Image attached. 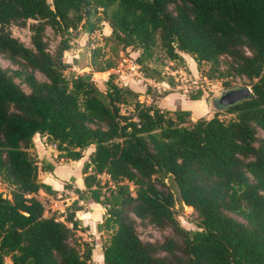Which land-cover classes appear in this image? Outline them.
I'll use <instances>...</instances> for the list:
<instances>
[{
    "label": "trees",
    "instance_id": "trees-1",
    "mask_svg": "<svg viewBox=\"0 0 264 264\" xmlns=\"http://www.w3.org/2000/svg\"><path fill=\"white\" fill-rule=\"evenodd\" d=\"M103 21L110 33L91 49L90 70L115 67L118 52L131 47L143 76L162 81L149 64L154 51L170 60L184 52L208 64V79L245 77L249 97L225 108L211 103V117L190 121L186 109L139 100L113 74L105 90L90 72L66 77L71 33ZM11 25L27 27L29 45ZM48 27L59 36L52 50ZM0 55L17 66H0V180L12 186L9 197L0 192V264H95L76 233L85 228L79 201L103 209L104 264H264V0H0ZM35 134L58 158L78 160L93 146L84 188L60 216L46 214L37 197L55 190L38 179ZM176 199L197 212V228L179 224ZM138 222L169 233L143 240Z\"/></svg>",
    "mask_w": 264,
    "mask_h": 264
},
{
    "label": "rangeland",
    "instance_id": "rangeland-1",
    "mask_svg": "<svg viewBox=\"0 0 264 264\" xmlns=\"http://www.w3.org/2000/svg\"><path fill=\"white\" fill-rule=\"evenodd\" d=\"M10 30L12 35L17 37L19 40H21L25 45H29V30L26 26H16L11 25ZM110 33V27L106 21H103L101 23V28L96 29L95 31L88 33L83 28L78 27L77 30L73 31L71 33L70 38V48L65 50L63 52L62 59L64 61H68L71 63V66L66 68L63 73L66 77H69L73 73H88L90 72L91 77L97 87L100 90H105V81L108 79L109 75L113 74L115 76V81L119 85H126L128 87H131L139 94V100L144 101L146 103H149L154 99L156 96L160 95V92L163 93L161 90L158 92L155 88V91L152 90V88L147 89V83L143 80V74L138 69L139 74H133V71L129 69V63H124L122 69L123 73H115L113 69L105 70V71H93L90 70L88 66H84L88 58L90 57L91 49L96 45H102L104 42V37ZM46 38L49 42V47L52 50L59 40V36L55 35L49 27L46 29ZM139 53V50L136 48L127 47L122 51L118 52V55L115 57L116 65L121 60L122 57H126L127 59H134ZM182 59L181 60H170L167 57L164 56L162 51L156 49L154 51V61L149 62L150 65L155 66L157 69L160 70L161 75L164 76V79L171 83L173 89L170 90L172 92H179L181 94H184L185 97H189L191 93H194L196 90L201 89L202 95L206 99V107H200V104L198 102H194L192 100H186L183 99L180 94L172 93L168 97L165 98V100H168L171 97H180L174 100V102L169 101L167 104L174 106V110L181 109L182 108V101L184 100L185 105L184 108H188L189 115L188 119L190 121L195 120L198 118L199 110H207V118L211 117L215 111L211 103L214 102L215 96L229 88L238 87V86H248L250 87V83L245 77L241 76H227L224 78H212L208 81L201 80L200 78L204 76L203 74L208 69L207 63H200L197 64V61L193 58L192 55L184 52H180ZM129 60V59H128ZM195 63V67H192L191 64ZM79 65L81 67H79ZM115 65V67H116ZM194 65V64H193ZM0 66L2 67H9L10 69L17 68L16 65L12 64L7 59L3 58L0 55ZM114 67V68H115ZM186 72L192 75H195L198 79H200V84L198 88L183 91L182 89H177L175 78L178 75V72ZM37 78L44 79L43 75L39 72L35 73ZM17 82L19 81V78H15ZM226 81V82H224ZM22 88L24 90H27L26 86L23 83H20ZM148 91L149 95H146L145 92ZM166 109V108H164ZM129 110L128 107L122 106L121 112L127 113ZM169 111H173L170 109H167ZM206 114V113H205ZM219 116L223 119H227L230 117L229 113L220 111ZM206 117V115H204ZM260 134H263L260 132ZM44 141L48 142V139L45 137ZM49 143V142H48ZM51 144V143H50ZM40 147V146H39ZM55 148L53 144H51V148ZM43 149V151H40ZM46 149L45 146L43 148L41 147L38 149L35 145H33L30 149L31 153L34 155V157L37 159V164L40 167L38 170V175L43 174L45 172V169H41V166L48 167L51 164L56 165L58 162H60V167L58 168L59 173L62 175H65L66 183L65 187L60 191L61 197L60 198H48L46 195H42L41 193H37V197L42 201L46 214H55L57 216H60L63 212H65L66 208L68 206H71L73 199H75L76 193L74 192V189L76 188L75 183L77 180V175L83 173L82 172V166L84 164V158H87L89 155V152L91 149H93V146H89L83 150V157L81 159L77 160V162H74L72 159L67 158H55L52 156L53 153H57V150L55 148V151L52 149ZM57 155V154H56ZM81 160V161H80ZM50 163V164H49ZM77 167V170H79V173L76 172V174L68 170L74 169ZM88 172H90L89 169H87ZM74 174H73V173ZM68 173H72V177L66 176ZM101 181L105 178L103 174L98 176ZM38 179H40L38 177ZM68 180V181H67ZM12 186L6 184L5 182H2L0 180V192L3 195H8L10 189ZM56 200V201H54ZM79 209L75 211L76 215H80L83 218L82 221H85L86 224L82 223V227L85 228H79L76 233L78 234V237L81 240L86 241L89 246L91 247V259L95 264H104L103 262V254L102 249L106 241L108 240L110 231L107 230H98L97 224L98 221L102 215L103 209L101 206L93 201H79L78 202ZM175 211H176V218L179 222V224L187 229H194L197 228V225L199 223V216L197 212L188 205H182L180 207V204L178 200L176 199L175 204ZM85 219V220H84ZM137 230L139 233V236L143 240H155V239H161L163 235L168 234L169 230H159L154 226L151 225H144L140 222H138ZM10 259L9 257H5V263H9Z\"/></svg>",
    "mask_w": 264,
    "mask_h": 264
},
{
    "label": "crops",
    "instance_id": "crops-1",
    "mask_svg": "<svg viewBox=\"0 0 264 264\" xmlns=\"http://www.w3.org/2000/svg\"><path fill=\"white\" fill-rule=\"evenodd\" d=\"M194 64V65H193ZM192 67H195V63H192L191 64ZM143 80L145 81V83H147V89L146 90H149V88H152V90L155 91V88L158 92H160L161 90L163 92H165L164 94H162L160 92V95L156 96L154 99H152V101L160 108H166V109H170V110H174V106L172 107V105H168L169 101H172L174 102V100H176L177 98H180V97H171L169 98L168 100H165L166 97H168L170 94L174 93H178L180 94V96H182L183 99H186V100H192L194 102H198L200 104V107H206L207 103H206V99L203 95L200 96V98H197V99H191L189 97H185L184 94H181L179 92H172L170 90L173 89L172 85L170 82H168L167 80H162V81H155V80H152L151 78H147L145 76H143ZM155 82L157 83V85H155ZM146 95H149L148 94V91L145 92ZM168 103V104H167ZM182 108L181 109H186V110H189L188 108H184V105H185V102L184 100L182 101ZM207 108V107H206ZM199 115L197 117H200V116H204L206 115V117L208 116L207 114V110L205 111L204 109L203 110H199ZM206 113V114H205ZM46 136L45 135H40V134H35L33 136V145H35L38 149H40L41 147L43 148V146L46 147V150L48 149H52L55 151V148H51V144L48 143L47 141H44V138ZM40 146V147H39ZM40 151H43V149H41ZM92 151V149L90 150V152ZM89 152V153H90ZM58 153V152H57ZM56 152L52 154L53 157L57 158V154ZM83 157V156H82ZM61 159V158H60ZM81 159V158H80ZM86 161L87 158H84ZM79 160V159H78ZM81 161V160H80ZM74 162H77V160H74ZM50 164V163H49ZM60 162H58L56 165H50L49 169H45L43 172V174L41 175H38V177L40 178L39 180L50 185V187L52 189L55 190V193L54 194H51V193H47L45 192L44 190L42 189H39L38 193H41L42 195H46V197L48 198H60L61 197V194H60V191L65 187V181H66V178H65V175H61L58 171V168L60 167ZM68 170H71L73 171L75 174L76 172L79 173V170H77V167H75L73 170L72 169H69ZM72 172V173H73ZM72 173H68V175L66 174V176H68L69 178L72 177ZM73 173V174H74ZM83 175L84 173H81L80 175L78 174L77 175V180H76V183L74 186H76L77 188H80V189H83L84 188V184H83ZM68 181V180H67ZM56 201V200H54ZM102 208V207H101ZM103 212V211H102ZM78 218H80L81 220H83V218L85 217H81L80 215H76ZM101 219V217H100ZM99 219V221H100ZM85 220V219H84ZM98 221V222H99ZM82 223L86 224L85 221H82Z\"/></svg>",
    "mask_w": 264,
    "mask_h": 264
},
{
    "label": "built area",
    "instance_id": "built-area-1",
    "mask_svg": "<svg viewBox=\"0 0 264 264\" xmlns=\"http://www.w3.org/2000/svg\"><path fill=\"white\" fill-rule=\"evenodd\" d=\"M128 59L126 57H122L121 60L116 65V67L115 68L113 67L111 69H113L115 73H123L122 67L124 63H127V64L129 63V69L133 71V74H139L138 73L139 66L136 63L135 59H130V58ZM200 79L203 81L209 80L206 76H202ZM200 79H198L195 75L179 71L178 75L175 78V81L177 82L175 87L177 89H182L183 91L195 89L199 87ZM155 85H157L156 82H155ZM8 197H9V194H8Z\"/></svg>",
    "mask_w": 264,
    "mask_h": 264
},
{
    "label": "water",
    "instance_id": "water-1",
    "mask_svg": "<svg viewBox=\"0 0 264 264\" xmlns=\"http://www.w3.org/2000/svg\"><path fill=\"white\" fill-rule=\"evenodd\" d=\"M79 67L81 66L79 65ZM250 92L251 90L248 86H238V87L229 88L218 93L215 96L213 103L217 108H225L242 99L248 98Z\"/></svg>",
    "mask_w": 264,
    "mask_h": 264
}]
</instances>
